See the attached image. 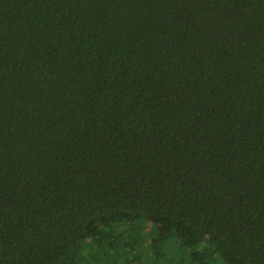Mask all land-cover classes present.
<instances>
[{
    "label": "trees",
    "instance_id": "16d2710c",
    "mask_svg": "<svg viewBox=\"0 0 264 264\" xmlns=\"http://www.w3.org/2000/svg\"><path fill=\"white\" fill-rule=\"evenodd\" d=\"M0 264H264V0H0Z\"/></svg>",
    "mask_w": 264,
    "mask_h": 264
}]
</instances>
